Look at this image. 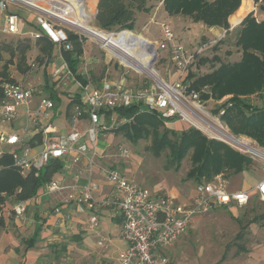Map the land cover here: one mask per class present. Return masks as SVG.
<instances>
[{"label":"built area","instance_id":"obj_1","mask_svg":"<svg viewBox=\"0 0 264 264\" xmlns=\"http://www.w3.org/2000/svg\"><path fill=\"white\" fill-rule=\"evenodd\" d=\"M76 1L82 6L81 20L89 24L90 16L84 0ZM20 8L25 9L36 21L34 30L23 32L25 20L21 17ZM76 9L72 0H0V40L6 39V35L28 37L32 41L46 36L57 46L60 51L57 53L61 55L62 51L73 50L69 40V33L72 32L82 43L90 35L99 40L107 51H118L116 46L109 43L106 45L103 39L85 31L84 26L73 19ZM160 26L164 40L149 41V48H154L152 64L144 69L139 61H133L136 69H144L147 73L151 83L149 87L142 85L131 89L122 79H103L101 83L92 85V78L87 69L88 62L82 59L81 73L86 77V81L80 83V104L75 105L67 116L71 125L67 133H60L56 124L50 120L55 109L54 100L44 93L42 86L18 81L1 83L0 145L6 148L0 147V157L10 155L11 164L22 176L28 173L37 176L39 171L53 160L61 163L57 171L60 176H53L44 182L41 195L57 196L64 193L62 201L50 210L63 222H67L73 213L82 214L89 211L87 221L89 227L94 229L98 225L97 215L101 210L116 208L122 220L119 234L127 245L117 252L114 264H169L168 257L161 250L172 246L185 234L194 216L219 206L242 208L250 203L253 194L257 199L264 201V175L250 188L231 190L227 185L228 180L222 174H216L211 180L195 184L192 200L188 203L179 201L172 194L155 196L148 187L138 185L113 166L105 169L112 192L103 196L96 195L97 184L92 175L96 159L101 154L97 137L101 134L100 131L110 129L113 123H125L130 119L126 116L116 118L112 112L105 123L101 116H105L107 111L116 110L118 107L125 108L131 104H136L137 110H157L165 119H185L192 126L207 130L209 138L229 144L239 153L246 154L264 165V147L248 136L233 133L221 118L223 106L218 107L216 111H209L199 91L189 90V82L186 81L188 68L195 56L205 49V44H201L193 52L189 51L184 43L175 39V34L167 22L160 23ZM124 30L108 31L106 35L117 37ZM157 48L166 51L167 58L175 69L176 76L171 81L164 79L153 65V58L157 60ZM37 64L32 62L31 70L36 69ZM47 75L50 77L49 86L59 81H76V76L72 74L63 57L62 62L52 66ZM229 96L215 100V107L224 103ZM34 99L36 101H33ZM22 104L26 106V124L19 133L6 132L3 125L17 118L18 107ZM83 114H86L88 119L86 128L80 127ZM30 134L36 137L40 134V138L33 140ZM117 152L119 156L125 157L129 154V149L119 145ZM76 164H83L86 170L87 179L83 182L80 181L82 171L75 168ZM68 170L72 172L73 177V181L69 183L64 177ZM67 207H70L69 211ZM12 208L15 217H21L27 209L26 202L19 201ZM97 245L103 246L104 238H99Z\"/></svg>","mask_w":264,"mask_h":264},{"label":"trees","instance_id":"obj_2","mask_svg":"<svg viewBox=\"0 0 264 264\" xmlns=\"http://www.w3.org/2000/svg\"><path fill=\"white\" fill-rule=\"evenodd\" d=\"M160 1H162L164 11L169 15L190 16L194 22L200 21L207 27H225L226 30H230L228 18L238 9L242 0ZM248 1L251 0H244L243 6L241 4L236 14L230 18V22L236 24L244 16L238 24L234 41L240 49V59L220 62L219 65L214 66L212 61L219 62L220 58L213 56L212 68L209 71L197 75L187 71L186 81L189 82V90L199 91L202 99L210 98V101L214 102L230 95L224 103L215 107V111L223 106L224 111L221 118L233 133L245 134L264 146V18L256 19L253 12L246 15ZM254 1L258 2V8L264 12V0ZM97 2L96 25L107 31H120L124 28L132 30L135 13L138 10L148 11L147 0H98ZM126 34L125 38H128L131 32L127 31ZM69 40L73 50L62 51L61 56L64 61H67L76 79L84 83L86 77L81 73V60L79 59L83 53V43L72 32L69 33ZM32 48L37 50L35 59L44 60L45 63L50 62L57 50V46L46 36L38 38L33 43L28 37L0 40V63H2L0 96L2 95L1 83L7 81L17 83L18 81L17 77L10 76L9 65L15 64L16 72L24 75L30 67L27 63V53ZM200 60L204 63L207 59L201 58ZM88 73L92 79H98L90 70ZM45 79L42 88L47 90L50 98L57 100V94L48 85V78ZM255 94L259 102L249 100V96ZM70 98L69 106L79 105L80 92H76ZM112 112L115 113L116 118L126 116L130 119L125 123H113L110 131L122 135L133 144H136L140 138L149 139V149L156 155L163 150H168L169 160L176 170L181 166L184 157L189 154L191 165L185 174L186 178L193 179L195 184L211 180L216 174H222L229 183L233 181L234 176L252 170L251 167L256 165V162L246 154L239 153L229 144L218 139L209 138L201 130L192 126L178 131L168 127L167 124L172 123L176 118L165 119L159 115L157 110L140 108L137 110V105L131 104L125 108L118 107L116 110L107 111L105 117L108 120ZM39 136L40 134L37 135L38 138ZM11 162L10 155L0 158V165L3 166L0 169V211L1 205L12 194L24 201L36 197L39 187L50 180L61 165L57 160H53L42 168L37 176L28 173L23 177ZM243 188H250V186ZM241 216L239 213L234 217L241 227H244L248 223L255 222L259 217L264 219V210L259 216L246 219V221ZM4 224V218L0 212V228ZM37 234L36 230L31 241L36 240ZM237 236L240 237L241 233Z\"/></svg>","mask_w":264,"mask_h":264},{"label":"rangeland","instance_id":"obj_3","mask_svg":"<svg viewBox=\"0 0 264 264\" xmlns=\"http://www.w3.org/2000/svg\"><path fill=\"white\" fill-rule=\"evenodd\" d=\"M97 1L98 0H84L83 2L90 16L89 24L92 27L100 29L96 25L95 16L98 5ZM243 1L244 0L240 3L242 6ZM161 5L162 1L160 0H147L146 6L148 7V11L138 10L135 13L134 27L130 30L132 31V36L141 34L144 38L148 39V41L153 42V40H155L160 42L164 40L160 23L167 22L170 29H172L175 34V39L184 43V46L189 51L193 52L201 44H205V49L195 56V60L188 68V72H192L195 75L209 71L212 68V62L214 66H217L220 62H231L240 59V49L234 41L237 36L236 30L238 24L244 16L238 23H231L230 16L236 12L234 11L228 18V27L230 30H226L227 28L225 27H207L200 21L194 22L190 16L181 14L169 16V14H164V9ZM258 5V2L254 0L248 1L246 15L253 12L256 19H262L264 17V12H261ZM19 11L21 17L25 20L23 32L34 30L36 21L32 18V15L23 8H20ZM100 30L105 33L113 31ZM141 35L139 37L142 39ZM12 37L16 38L19 36L6 35V38ZM29 40L31 43L35 42L31 39ZM82 46L83 54L91 61L94 75L98 78L122 79L126 86L131 89L138 88L142 85L147 87L150 86L151 83L144 69H136L134 66L121 61L115 55L107 51L96 38H92L89 35ZM58 50L59 49L56 51L60 53ZM56 51L55 56L57 57L59 55ZM156 52L157 60L153 58L155 69L164 79H169V81L173 80L176 76L175 69L172 67L169 58H167L166 51L157 48ZM36 53L37 50L35 48H32L27 53V63L29 66L32 62L38 63L36 69L31 70L30 66L28 71L24 73V75H21L16 72L15 64H10V76L17 77L18 82L23 84L43 86L46 80L45 78L48 76L43 68L47 66V64L44 60L35 59ZM213 56L219 57V62L215 60L212 61ZM201 58H206L207 60L201 63ZM58 63L59 62H57V64ZM1 68L2 63H0V70ZM202 100L207 110L212 111L215 109L214 102L209 101L210 98ZM249 100L252 102H259L256 94L249 96ZM20 110L23 112L25 109L23 107L19 108V111ZM22 116L23 115L20 114V120H18L17 117L16 120L8 122V124H14V129L21 127L24 124ZM175 118L176 119H174L172 123L169 122L167 124L168 127L170 126L178 131L187 126H192L185 119L182 120L180 117ZM81 127L86 128V126ZM192 127L201 130V132L207 136L209 135V132L200 126ZM100 133L102 134L101 139L106 142L105 151L102 149L104 153L100 154L101 156L98 157V159L104 157V162L101 161L102 159L100 162L98 160L100 166L105 165L104 163L110 166L113 164V167L117 168L125 176H129L138 185L148 187L155 196L156 194L171 195L173 193L179 201L190 202L195 182L193 179L186 178L185 174L191 165L189 154L184 157L181 166L176 170L169 160L168 150H163L158 155L153 154L148 146L150 142L149 139L140 138L136 144H133L122 135L116 134L112 130L110 131V129H104L100 131ZM249 138L254 140L252 137ZM102 143L103 142L100 141L97 145L101 146ZM119 145L128 147L129 154L125 157L119 156L117 152ZM255 162L256 165L251 167L252 170L234 176L233 181L227 183L228 188L237 190L244 186H254L255 182L264 175V165L259 161ZM169 192H171V194ZM256 199V195L253 194L252 199L249 201L250 203L243 208L236 207L226 210L224 207L219 206L211 212L196 217L186 230V234L172 247L173 250L169 258L170 264H264V219L259 217L255 222L248 223L244 227H241L236 217H234L240 213V215H242L241 217H243L242 219L246 221V219L249 220L255 216H259L264 210V202L259 200L256 202ZM239 233H241L240 237L237 236ZM80 244L81 243L76 242H70L69 244L68 242V246H62V244L60 248H56V252L49 249L52 258L50 257V259H47V264H108V261L97 260L100 251L101 254H104L102 249L99 248V253L96 251L91 252L90 257L86 252H83L84 250H82ZM122 244L124 245V243Z\"/></svg>","mask_w":264,"mask_h":264},{"label":"crops","instance_id":"obj_4","mask_svg":"<svg viewBox=\"0 0 264 264\" xmlns=\"http://www.w3.org/2000/svg\"><path fill=\"white\" fill-rule=\"evenodd\" d=\"M164 14L167 13H165L164 11ZM83 53L79 56V59L81 60V64L83 61L82 59H85L88 62L87 64L88 71L90 70L92 74H94L93 68L91 66V61L88 60V58H86V56H84ZM53 58H52L53 60L51 59L52 61L50 60L49 63H46L47 66L43 68L44 71L47 72V74L52 69V66L59 65L62 62L61 55L57 57L54 56ZM57 62L59 63L57 64ZM90 77L92 76L90 75ZM47 78H48L47 81L49 83L50 77L47 76ZM103 79H107V78L91 79L92 81L91 84L92 85L99 84ZM107 80L116 81L113 78H109ZM80 83H82V81L76 79V81L68 80L66 83L59 81L55 84L52 83L50 85L51 90H53L57 94V100H54L55 109L52 111L50 120H52L56 124L58 131L60 133H67V131H69L71 128L67 116L70 112L73 111L75 104L73 106H69L68 103L69 100L71 99L70 96H72L76 92H80V98H81L82 90L80 89L81 87ZM43 91L45 94L49 96L47 90H44L43 88ZM33 101H36V99H34ZM34 106L35 105L32 103V107ZM23 107L25 110H23V112L21 110L19 111V108H23ZM18 112L19 115L20 114L23 115L22 119L24 120V124L16 129L13 128L14 124L12 123L10 125L4 124L3 128L6 132L19 133V131L26 124L27 122L26 114H25L26 106H24L23 104L20 105L18 107ZM19 115L17 116L18 120H20ZM101 118L105 123H107V118L105 116H101ZM87 125H88V119H86V114H83L80 121V127L81 126L85 127ZM30 135L33 140L38 139V137H36L35 135L32 134ZM101 136L102 134L98 135L97 144H99L100 141L103 142L101 146H98L99 147L98 150L102 154L104 153L102 149L103 150L106 149V142H104V140L101 139ZM0 147L3 149L6 148L5 146L2 145H0ZM101 159H98L97 157L96 165L93 169V175H92L93 180L97 184V189H96L97 196L108 195L109 193L112 192L111 191L112 185L108 181L107 176H105V169L112 167L113 164L110 166L109 164L107 165V163H104L105 165L100 166L99 162L100 160L103 161L104 157L103 158L101 157ZM2 167L3 166L0 165V169ZM75 168L82 171L80 181L81 182L85 181L87 177H86V170L83 167V164H78V165L76 164ZM54 176L59 177L60 173L55 172ZM64 177H65V181L68 183L73 181L72 172L69 170L68 172L64 173ZM41 192H42V187H39L37 191L38 193L37 196L34 198L27 199L25 201L18 199L15 194H12L9 197H7L6 201L1 205L0 212L4 218L5 224L0 228V264H47L48 262L47 259H50L51 257L49 249L56 252V248L57 249L60 248L62 244H63L62 246L64 245L68 246L67 245L68 242L69 244L70 242L81 243L80 246L82 250H84L83 252H86V254L90 257H91V252L93 251L98 252L100 251V249H102L104 251V254H101V251L100 253L98 252L99 255L97 260L99 261L105 260L108 261V264H114L117 252L126 248L127 245L126 241L121 237V234H119L120 229L122 227V220L116 208L113 207V208H107L101 210L97 215V219L99 220L98 225L94 229H92L89 227L87 221V217L90 213L89 211H85L82 214L73 213L72 217L69 218L67 222H63L59 220L56 215L52 214L50 210L54 207L56 203L62 201L61 197L63 196L64 193H62V195L49 196V195H41ZM169 193L171 194V192ZM193 194L194 191L191 194L190 201L192 200ZM19 201L26 202L27 209L23 216L15 217L12 211L13 209L12 206ZM69 208L70 207H67V211H69ZM224 209L229 210V209H233V207H229V208L224 207ZM200 215L194 216L193 220H195L196 217ZM36 230L38 231V234L36 235L37 238L35 241H31V238ZM184 235H182L181 237H183ZM181 237L179 239H181ZM99 238H104L103 246L97 245V241L99 240ZM179 239H177L175 243L179 241ZM122 243H124V245ZM174 244H172V246L170 247H167L166 249L161 250L168 257V259L170 258V254L172 253L173 250L172 247L174 246ZM97 248L100 249L98 250Z\"/></svg>","mask_w":264,"mask_h":264},{"label":"bare ground","instance_id":"obj_5","mask_svg":"<svg viewBox=\"0 0 264 264\" xmlns=\"http://www.w3.org/2000/svg\"><path fill=\"white\" fill-rule=\"evenodd\" d=\"M72 2L77 7L75 11L76 14L74 13L75 15H73V19L80 22L84 26L85 31H87L89 34L96 36L98 39L101 40L103 39V42H105L106 45H108L109 43L117 47L118 51H112L108 49L110 53H112L118 59L124 61L128 65L133 66L134 65L133 61H139L142 64L143 68L146 69L148 66L152 64L151 61L154 54V48H149L150 42L148 41V39L144 38L141 34H137V36H132V31L126 29L123 32H121V34H119L117 37L110 35L107 36L104 31L95 29L91 25L83 22L81 20L83 14H82V6L80 5V2L76 0H72ZM235 14L236 13L231 15L230 18ZM127 31L131 32V36L125 38V36L127 35L126 34ZM140 35L142 36V39L139 37Z\"/></svg>","mask_w":264,"mask_h":264}]
</instances>
